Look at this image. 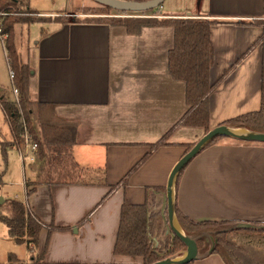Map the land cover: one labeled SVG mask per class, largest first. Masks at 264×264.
<instances>
[{"label": "crops", "instance_id": "obj_1", "mask_svg": "<svg viewBox=\"0 0 264 264\" xmlns=\"http://www.w3.org/2000/svg\"><path fill=\"white\" fill-rule=\"evenodd\" d=\"M159 9V16L222 21L211 29L212 81L244 55L210 96V129L259 110L264 93L263 48L253 44L263 27L252 22L264 19V0H163ZM56 12L41 10L39 15ZM42 24L47 33L39 34L26 61L33 68L32 97L54 103L56 119L76 124L77 143L70 150L73 160L83 171L105 172L106 182L33 184L37 176L33 162L21 158L10 129L3 141L10 142L9 150L19 152L23 173L26 165L29 170L16 184L4 183L20 185L22 198L18 190L2 192V185L0 196L26 203L46 225L37 246L20 264L42 253V264H143V257L114 253L122 205L126 199L133 204L148 200L151 210L165 216L166 193L155 188H167L188 146L207 132L205 127L181 124L190 106L186 82L174 78L169 69L174 27L144 26L139 34H131L124 26L102 22ZM5 96L17 105L14 87L13 95ZM164 136L169 145L153 151L128 177L151 144ZM27 181L35 188L29 196ZM175 201L195 221L264 222V143L223 137L206 147L183 171ZM0 223L9 240L15 241L7 225ZM169 227L164 233L152 228L155 246L163 247L172 232ZM196 262L225 264L214 253L200 255Z\"/></svg>", "mask_w": 264, "mask_h": 264}, {"label": "trees", "instance_id": "obj_2", "mask_svg": "<svg viewBox=\"0 0 264 264\" xmlns=\"http://www.w3.org/2000/svg\"><path fill=\"white\" fill-rule=\"evenodd\" d=\"M146 1V0H135ZM201 3V0H198ZM103 5V4H102ZM107 10L110 6L104 5ZM0 9L10 12L5 19V29L9 33L7 40L9 47L10 70L14 71V87L18 89L19 105L8 101L5 94L0 93V107L3 109L6 121L10 126L13 143L19 148L23 144L24 124L38 143L36 156V180L33 184L44 183H105L106 173L103 171H83L73 160L70 150L77 143L75 123L62 122L54 116V103L40 102L33 99L30 92V78L33 68L22 59L15 43V25L31 24L39 21H48L39 17V11L31 8L29 0H0ZM109 14V13H107ZM162 17V18H161ZM152 16H107L103 19L84 18V21L102 22L111 25L126 27L131 34H139L144 26H173L175 30L174 46L168 55L169 69L174 78L186 82V101L190 106L182 118L181 124L187 126L205 127L210 130V96L226 75L240 62L228 69L216 81L211 80V68L215 63V49L211 39L212 26L221 23L220 20H210L201 17H173L163 15ZM62 23L79 22L78 17L62 18L56 20ZM263 27L262 35L253 46L262 45L264 69V19L253 21ZM47 33L42 28L41 36ZM264 92V91H263ZM225 125L246 128L256 132H264V93L259 110L248 112L231 118ZM223 137H216L203 149L217 142ZM9 143H2V148ZM169 145L167 136L151 144L148 152L127 174L129 177L138 167L146 161L153 151L162 146ZM194 144L188 146L187 151ZM5 152V150H4ZM58 153L59 160L55 157ZM188 164L181 170L175 183L178 188L180 177ZM84 173H83V172ZM57 174L58 177L54 178ZM126 180L124 183H126ZM1 183V176H0ZM32 184L26 182L27 195L35 191L30 188ZM156 191L166 193V188H155ZM109 192L103 199L104 201ZM149 193V189L147 190ZM176 203V217L182 229L189 236L196 238L199 255L207 253L218 254L225 264H264V222H248L237 220L204 219L195 221L184 214ZM161 203H157L159 208ZM164 213H167V209ZM163 213V214H164ZM161 211H153L150 202L133 204L127 199L121 209L120 226L114 253L143 257V264H152L158 260L175 257L186 249L184 243L174 234L167 235L165 246H155L152 238V228L158 227L163 233V216ZM0 220L4 222L9 234L17 243H27L29 250L37 246L41 230L46 226L26 205L16 199H5L0 204ZM45 254L32 255L27 264L44 263ZM0 264H20V259L13 253L8 260ZM188 264H199L196 261Z\"/></svg>", "mask_w": 264, "mask_h": 264}, {"label": "rangeland", "instance_id": "obj_3", "mask_svg": "<svg viewBox=\"0 0 264 264\" xmlns=\"http://www.w3.org/2000/svg\"><path fill=\"white\" fill-rule=\"evenodd\" d=\"M29 4L32 9L37 11H57L54 14L50 15H38L39 17L48 20V21H56L62 18H72L78 17L79 19L84 20V18L89 19H103L107 16H116V17H126V16H152L158 15L160 9L159 5L146 10H131V11H122L116 8H110L107 10L104 5L96 2L95 0H29ZM109 13V14H107ZM163 16V15H161ZM158 16V17H161ZM162 18V17H161ZM45 21V22H48ZM44 21H37L31 24H16L15 25V43L17 46V50L20 53L23 60L27 61V58L30 54L33 45L38 41L39 34L41 33L42 27H45V24H42ZM121 26V25H119ZM9 47L8 43L6 42L3 44L0 42V93L8 94L12 93L13 95V87L14 82L10 77V65H9ZM3 91V92H2ZM5 92V93H4ZM10 136V128L9 124L4 117L2 109L0 108V176H1V183L3 190L9 189L12 192H16L18 190L20 197L22 198V188L21 186L14 185L10 187L7 184H4L9 181H13L11 183L16 184L15 181L22 180L24 178V174L27 176L28 174V166L26 165V170L23 173L21 162L19 160V152L17 150H9L8 145L10 142L4 138H9ZM9 143L7 147L2 148V143ZM23 144L20 148H23ZM19 148V149H20ZM5 150V152H4ZM37 156V155H36ZM57 160H59L58 153L55 154ZM36 159L33 162L32 167L36 171L37 166ZM58 177L57 174L54 175V178ZM1 187V188H2ZM0 191V194H1ZM13 199V198H7ZM164 212L167 209V202H164L163 205ZM163 222L165 228L169 227L167 213H164ZM165 217V218H164ZM170 229V227H169ZM173 235V233L171 232ZM166 242V240H165ZM165 246V243L164 245ZM29 249L27 246L17 243L14 240H9L7 237V233L4 232V228L0 223V263H4L8 260V255L10 253L15 254L20 261L25 260ZM185 250L181 251V254L178 255L182 256ZM35 253V251H34ZM35 255V254H34ZM39 255V254H38ZM36 255V256H38Z\"/></svg>", "mask_w": 264, "mask_h": 264}, {"label": "water", "instance_id": "obj_4", "mask_svg": "<svg viewBox=\"0 0 264 264\" xmlns=\"http://www.w3.org/2000/svg\"><path fill=\"white\" fill-rule=\"evenodd\" d=\"M96 2L110 6L112 8L120 9L122 11L131 10H146L151 9L157 5L160 6L163 0H95ZM230 137L242 141H256L264 143V132H256L246 128H236L225 124H220L209 131H207L194 145L189 149L174 166L166 188L167 199V217L172 233L177 236L186 246L182 256L169 257L158 260L152 264H188L192 261H197L199 258V248L196 238L189 236L178 225L176 217V201H175V183L181 170L189 164L194 157H196L203 148L216 137ZM5 199L0 196V204Z\"/></svg>", "mask_w": 264, "mask_h": 264}, {"label": "built area", "instance_id": "obj_5", "mask_svg": "<svg viewBox=\"0 0 264 264\" xmlns=\"http://www.w3.org/2000/svg\"><path fill=\"white\" fill-rule=\"evenodd\" d=\"M11 13L5 10L0 9V42L5 44L8 40L9 33L5 29V19ZM159 16V15H157ZM14 71L10 70V77L13 80ZM14 93L18 98V89L14 87ZM17 105H19V101H17ZM23 148H20L21 158L26 161L34 162L36 159V155L38 152V143L34 140L31 133L28 131L27 127L24 124V133H23Z\"/></svg>", "mask_w": 264, "mask_h": 264}]
</instances>
